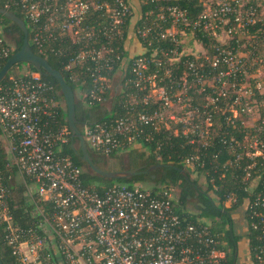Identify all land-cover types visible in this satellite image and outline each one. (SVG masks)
Instances as JSON below:
<instances>
[{
	"label": "built area",
	"instance_id": "obj_1",
	"mask_svg": "<svg viewBox=\"0 0 264 264\" xmlns=\"http://www.w3.org/2000/svg\"><path fill=\"white\" fill-rule=\"evenodd\" d=\"M0 1L24 13L38 55L67 56L73 82L90 76V106L108 102L106 93L116 88L111 73H128L120 101L126 112L83 126L90 150L109 155L144 147L153 134L182 137L190 147L184 167L202 171L212 194L226 183L242 191L226 193L224 207L240 202L234 210L253 235L252 264H264V120L248 126L241 117L264 98L260 62H251L264 49L262 0H198L194 20L180 6L162 4L170 0H151L159 7L141 12L135 25L132 0ZM129 27L138 42L133 55L124 46ZM14 50L0 22V70ZM24 75L0 86V139L33 206L32 226L15 223L0 171V221L16 264L228 263L222 233L193 218L173 189L116 184L99 193L84 186L83 169L63 153L68 129L52 126L63 108L59 93L40 73Z\"/></svg>",
	"mask_w": 264,
	"mask_h": 264
},
{
	"label": "trees",
	"instance_id": "obj_2",
	"mask_svg": "<svg viewBox=\"0 0 264 264\" xmlns=\"http://www.w3.org/2000/svg\"><path fill=\"white\" fill-rule=\"evenodd\" d=\"M164 5H178L181 8L185 9L188 12L189 18L194 20L197 15L201 12L202 7L198 0H170L167 3H162ZM160 5V4H159ZM158 3L152 2L148 0L146 2L140 3V9L143 13L148 12L149 10H157L159 7ZM0 7L4 8L3 2L0 1ZM13 12L17 14L18 17L22 18L27 26L28 21L24 15V13L20 9H12ZM140 20H138L139 22ZM142 21V19H141ZM0 22L5 25V33L8 37V40L11 44L14 45V52L18 50L24 40V33L15 23L4 18V16L0 15ZM141 23V22H140ZM130 24V19L127 21V25ZM260 26H256L259 28ZM264 26L262 27V30ZM29 34V41H30ZM127 32H125V38H127ZM204 44L208 45L209 41L205 38L202 39ZM123 47V45H121ZM35 53L37 50L32 46ZM45 58L48 60L49 64L60 71L66 82L73 88L76 92L81 93V99L77 100V120L79 122L78 127L83 129L84 125L93 124L96 122H102L104 120H109L115 112H119L120 114H124L126 110L123 108V103L120 104V101L123 102L121 98L123 92H121L124 84V78L128 76L126 71H122V76L120 77L118 86L120 89L115 90L111 93L108 91L106 93V99H110V104L105 107L100 103L96 102L92 106L87 103V97L84 98L85 95L88 96L91 88V79L89 75H80L81 79L78 82H73L71 80L70 74L64 70V65L68 61L67 56L60 55H46ZM8 60V59H7ZM7 60L3 63V66L7 62ZM26 64H19L16 66L23 67ZM2 66V67H3ZM30 72H38L34 67L28 66ZM15 68V67H14ZM20 68V69H21ZM13 70V69H12ZM12 70L8 74L7 78L0 84V86H9L12 84V80L18 77L25 76L23 73L17 74L15 78L12 76ZM41 74V73H40ZM116 74L111 73L110 77L114 78ZM43 80L49 82L55 87V90L59 93V100L64 104L63 108L58 110L56 123L53 126L54 130H57L60 127H66L69 131V141L67 144L63 146V153L70 157V159L77 166L83 169L82 174V183L86 187H90L93 190L102 193L104 190L112 187L113 185H125L129 188H133L136 186L144 187V188H152L153 190H159L161 187H165L170 189L171 187H177L180 190L178 199L179 204L184 207L187 202H190V199L193 195H197L199 198L201 205H198L196 215L193 218L199 217L204 220H209L213 223L214 229L222 233V240L227 242L226 250L229 251L228 263L227 264H236L235 255L237 253V245L240 238L235 234L233 228V217L231 211L236 208L237 205H234L233 208H225L224 195L234 189L237 193H242L238 190V186L232 183H226V185H220L219 191L214 194L208 195V192L197 191L194 187H192L190 183V177L187 179L183 174H181L178 168L184 167L182 163V158L186 156L190 152V147L186 145L182 137L174 136L171 134H153V140L147 144H144V148L147 150L140 151L137 148H133L131 150L125 151L127 153L126 161L127 166L123 164V158L118 156V153L113 152L109 155L101 154L91 150V154L95 163L99 166L111 164L112 160L120 159L122 168L124 170H146L152 168L158 164H168L172 167H161V171L158 170L157 175L162 173V177L153 181L150 176L145 175H137L131 178H124L119 180H109L100 176H97L90 172V170L86 167L85 163L82 162L81 158L74 152L72 149V144L74 142H78L75 138H72L71 131L68 126L67 121V106L64 100V97L60 91V87L57 81L53 77H45L41 74ZM109 102V101H108ZM229 131H233L232 128H229ZM1 134V131H0ZM218 149L220 145L217 146ZM226 157V156H225ZM223 159V158H222ZM114 165V164H113ZM117 166V165H116ZM115 166V167H116ZM114 170V169H112ZM0 171L2 173L3 182L7 187V201L10 206L11 213L13 215L15 223L20 224L23 227H29L33 224V214L32 208L29 199L26 197L25 187L23 182L18 183L14 178L17 174V170L15 167L9 165L8 162V153L6 146L1 142L0 139ZM188 176H190L188 174ZM216 176V175H215ZM217 177V176H216ZM209 179V178H208ZM207 191L212 190V186L207 182ZM242 195V194H241ZM243 196V195H242ZM48 208V207H47ZM49 205V210H50ZM229 227L228 229L226 227ZM5 224L0 221V254L4 264H16L14 257L12 256L11 250L9 249L6 240H5ZM248 238L252 239L253 235L248 234Z\"/></svg>",
	"mask_w": 264,
	"mask_h": 264
},
{
	"label": "water",
	"instance_id": "obj_3",
	"mask_svg": "<svg viewBox=\"0 0 264 264\" xmlns=\"http://www.w3.org/2000/svg\"><path fill=\"white\" fill-rule=\"evenodd\" d=\"M0 15L4 16V18L19 26L25 36L22 46L11 55V57L7 60L5 65L0 70V84L7 78L10 71L19 64L32 66L38 71V73L43 74L45 77H53L60 87V91L67 106V121L72 134V138H76L78 140V142H74L72 144V149L81 158L82 162L85 163L90 172L109 180H119L124 178H131L137 175H143L161 167H172L168 164H158L148 170H109L97 165L93 159L91 150L82 135V131L78 127L79 122L77 120V100L75 91L66 82L63 74L60 71L53 68L45 57L35 53L29 41V29L26 22L22 18L18 17L17 14L12 10H7L1 7ZM178 170L187 179H189L186 170L182 168H178ZM0 264H4L1 258V254Z\"/></svg>",
	"mask_w": 264,
	"mask_h": 264
},
{
	"label": "rangeland",
	"instance_id": "obj_4",
	"mask_svg": "<svg viewBox=\"0 0 264 264\" xmlns=\"http://www.w3.org/2000/svg\"><path fill=\"white\" fill-rule=\"evenodd\" d=\"M212 1H216V0H212ZM208 2H210V1H208ZM139 3H142V1L140 0ZM261 3L262 4L260 6L259 14L262 17V16H264V0H262ZM155 21L157 23H160L159 26H163V24H164L163 22H161L160 16H157ZM133 33H134L133 27H129L128 28V36L133 35ZM222 36H223L222 37V41L223 42H227V35L223 33ZM238 37L243 40L245 38V35L244 34H240ZM255 37H256V35H250V36H248V40L252 42L253 40H255ZM181 41L183 42V44H186V43H189V42H191L190 45L193 44V41L188 36L181 35ZM198 43H197V46H196L197 50L204 51ZM242 48H244V51H246V52H244L245 54L248 55L250 53V51L248 49L249 46L246 43L243 44ZM257 60H258V62H260L259 75L261 76V79H264V49H262L260 51V59L255 58V60L254 61L251 60V62L254 63ZM20 68L21 67L13 68L11 77L15 78V76L17 74H20V73L24 74V73L28 72L27 65H24L21 69ZM119 75L122 76L121 73L117 72L116 75L114 76V79H115L114 80V85L116 86L117 90L120 89V87H118V82H119V79H120V77H118ZM114 90L115 89L113 87V91ZM263 93H264V91H263ZM75 95H76V100H79V98H81V96H82L80 92H76ZM108 101L109 102L106 105H104L105 107H107L110 104V99ZM63 106H64V104H63ZM251 110H252V112L254 111L252 114H248L247 112H243L242 115H241V117L245 120V122H246V124L248 126L256 124L260 120H264V98L261 101L257 100L256 106L254 108H252ZM219 128L220 127H216L215 126V130L216 131H215L214 135H219V134H216V133H218ZM136 148L139 149L140 151H143V150L145 151L146 150L144 147H141V146L136 147ZM146 152H147V150H146ZM118 156L123 158L124 161H122V162H123L124 165L127 166L128 163L125 160L126 157H127V153L125 151H123V152L118 153ZM115 166H116L115 161L112 160L111 164L103 165L101 167H103L105 169H109V170H112V169H114V170H124L122 168V164L121 163L119 164V166H116V167ZM183 169L186 170V172L190 175L189 176L190 179H192L193 181L197 182L198 186L204 192H208L209 195L210 194L212 195V193H213L212 190H208L207 191L208 186H207L205 175L202 173V171H196V170H192V169L186 168V167H183ZM14 179L18 183H22L23 182L21 176L18 173L16 174ZM142 188H144V187H142ZM144 189H152V188H147L146 187ZM171 189H173V194H174L175 198L178 200L177 203L179 204L180 203L179 199H178V196H179V191L178 190L179 189L177 187H171ZM225 207L226 208H231L230 205H226V204H225ZM184 208L189 210V211H191V212H195V213L199 212L197 210V208H195L193 203H191V202H187L186 205H184ZM239 211L240 212H236L235 210L231 211V214H232V217H233V228H234L235 234L240 238V240H239L240 241V244H239L240 253H242L244 251L243 256L248 255L249 256V260L251 261V264H252V259H251V256H250L251 254H250V250H249L248 233L246 232V226H244V219H243V214L241 213V209ZM226 228L228 229L229 227L227 226ZM239 264H245V263L239 262Z\"/></svg>",
	"mask_w": 264,
	"mask_h": 264
},
{
	"label": "crops",
	"instance_id": "obj_5",
	"mask_svg": "<svg viewBox=\"0 0 264 264\" xmlns=\"http://www.w3.org/2000/svg\"><path fill=\"white\" fill-rule=\"evenodd\" d=\"M139 1L140 0H132V2H131L133 10H134V14H133V17L131 19L132 25H135L140 18L141 9H140ZM124 46L130 55H133L138 51L137 50L138 42L136 41V39L134 38L133 35L129 36V38L127 39L126 44ZM120 73H122V71ZM118 87H120V86H118ZM79 99H81V98H79ZM1 142L4 144V140L2 138H1ZM239 244H240V241H238L237 253L235 255L236 256L235 257L236 264H239V262H243L245 264H251V261L249 260V256L248 255L243 256L244 251L242 253H240Z\"/></svg>",
	"mask_w": 264,
	"mask_h": 264
},
{
	"label": "flooded vegetation",
	"instance_id": "obj_6",
	"mask_svg": "<svg viewBox=\"0 0 264 264\" xmlns=\"http://www.w3.org/2000/svg\"><path fill=\"white\" fill-rule=\"evenodd\" d=\"M114 161H115V164H116L117 166H119L121 160H120V159H114ZM149 169H150V168H149ZM146 170H148V169H146ZM158 170L161 171L162 169H161V168H157V169L152 170L151 172H148V173L143 174V175H145V176H150L151 179H152L153 181H156L157 179L161 178L162 175H163L162 173H159V174L157 175V173H158L157 171H158ZM189 181H190L192 187H194L197 191L204 192V191L198 186L197 182L193 181L192 179H190ZM178 191H179V193H180V190H178ZM207 194H208V193H207ZM208 195H209V194H208ZM190 202L193 203V205H194L195 208L198 207V205H201V202H200L199 198L197 197V195H193V197L190 199Z\"/></svg>",
	"mask_w": 264,
	"mask_h": 264
}]
</instances>
